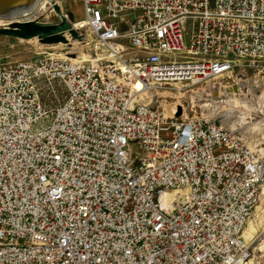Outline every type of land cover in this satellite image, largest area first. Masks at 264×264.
<instances>
[{
  "label": "built area",
  "instance_id": "1",
  "mask_svg": "<svg viewBox=\"0 0 264 264\" xmlns=\"http://www.w3.org/2000/svg\"><path fill=\"white\" fill-rule=\"evenodd\" d=\"M81 1L89 62L0 65V264H247L264 157L145 101L263 79L264 0Z\"/></svg>",
  "mask_w": 264,
  "mask_h": 264
},
{
  "label": "rangeland",
  "instance_id": "2",
  "mask_svg": "<svg viewBox=\"0 0 264 264\" xmlns=\"http://www.w3.org/2000/svg\"><path fill=\"white\" fill-rule=\"evenodd\" d=\"M59 2L60 0H51L46 3L41 11L42 15L37 13L39 15H36L35 18L20 20V22L33 20V22L43 27H59L50 37L35 36L30 39H25L13 35L0 34V65L8 62L29 61L46 55L64 57L68 54L71 55L72 52L81 54V62L86 63L90 61V57L94 56L95 53L93 45L86 39L77 41L73 38L71 32V30L84 25L82 1L61 0V4ZM0 29L19 30L18 28L10 27ZM79 34L84 36V33L81 31ZM186 39L188 40V37ZM72 41L77 43L74 44ZM249 77L250 82L248 85L245 79L240 77L239 72L236 71L222 78L210 80L201 84H166L158 86L151 92L150 102L161 111H165L166 109L168 112L178 115L176 118H181L182 116H188L190 118L202 116L203 118L216 121L223 125L225 119H230L233 121V125L236 126L234 130L245 132L244 130H246V128H252L264 119V99L263 97H258L257 91H260V89L257 90L255 87L258 80L260 81L259 85L263 88L261 91H264V78H258L254 74L249 75ZM240 79L243 80L241 81ZM251 81L256 82L255 85ZM237 82L239 85L236 86V84H238ZM240 82H243L244 86H242ZM225 83L229 85L232 84L231 86H235L236 89L239 88L234 99H226L225 96H223L224 93L220 96L221 90H224L221 88H223ZM251 89L252 91L255 89L256 93L253 94ZM226 93H231V89L226 90ZM216 96L220 98L215 99ZM221 98H223V100ZM203 105L208 106L203 107ZM241 129L243 130L241 131ZM253 135H256L255 138ZM250 137L255 139V143L257 141H262L264 143V140L261 139H264V135L261 133L252 134ZM255 145L256 147L253 150H256L264 157V146H261V142H257ZM258 206L261 207L257 211L256 209L254 210L246 226L249 237H251L249 239L246 238V240L250 244L254 254L253 258H255V260L253 264H264V253H262L264 250H262L261 247V245L264 244V202Z\"/></svg>",
  "mask_w": 264,
  "mask_h": 264
},
{
  "label": "bare ground",
  "instance_id": "3",
  "mask_svg": "<svg viewBox=\"0 0 264 264\" xmlns=\"http://www.w3.org/2000/svg\"><path fill=\"white\" fill-rule=\"evenodd\" d=\"M49 1L51 0H0V28H4V27H8L10 26L11 24H14V23H19L20 20H23L22 18H28V19H31V18H35L36 15H39L37 13H42L41 11L43 10V8L45 7L46 3H48ZM61 2V0H60ZM59 2V3H60ZM50 4V3H49ZM61 4V3H60ZM12 14V17L10 18H2V16H8ZM42 15V14H41ZM40 19V18H39ZM38 20V19H37ZM33 21V20H32ZM75 31V30H74ZM79 34V33H78ZM36 40V39H34ZM38 40V39H37ZM70 40V39H69ZM32 41V40H31ZM35 42V41H34ZM73 42V41H72ZM74 44H76L77 42H73ZM72 44V43H71ZM73 44V45H74ZM38 45V44H37ZM59 45V44H58ZM60 46V45H59ZM63 46V45H62ZM54 48V47H53ZM63 48V47H62ZM71 55H75V57L73 58L74 60L76 61H82L81 58V54H78V53H74L72 52ZM84 61V60H83ZM229 75V74H228ZM242 81V80H241ZM233 82V81H232ZM235 82V81H234ZM250 82V80L248 81V83L246 82V84L248 85ZM253 82V84L255 85L256 82L254 81H251ZM259 82L257 80V83L255 85V87L258 89H260V91H257V94H258V97H263L264 99V91H261V89H263L260 85H259ZM238 83V82H237ZM240 84L243 85V82H240ZM232 85V84H231ZM227 83H225V85L223 86V88L221 89H224V90H221V93H220V96L222 93H224L223 96H225L226 99H234V97L236 96V93L238 92V89L235 88V86H231ZM239 85L236 84V86ZM217 89V88H216ZM228 89H231V93H226V90ZM252 91V89H251ZM253 94L256 93L255 89L252 91ZM152 94V93H151ZM151 94H147V100L145 101L146 104H149L150 101H151ZM216 94V93H215ZM238 95V94H237ZM212 98V96H211ZM220 97L219 96H216L215 99H219ZM223 100V98H221ZM239 100V99H238ZM229 103V102H228ZM209 104V103H208ZM221 104V103H220ZM210 105V104H209ZM225 105V104H224ZM208 105H203V107H207ZM212 106V104H211ZM210 106V107H211ZM229 106V104H228ZM202 107V106H201ZM223 108V107H222ZM211 109V108H210ZM224 109V108H223ZM207 111V109H206ZM210 111V110H209ZM208 113V112H207ZM165 114L170 116V117H177L178 115L176 114H172L171 112H168L166 109H165ZM246 115V114H245ZM222 118V117H221ZM224 118V117H223ZM230 118V117H229ZM232 118V116H231ZM261 120V119H260ZM224 122V121H223ZM222 122V123H223ZM233 121H231L230 119H225V123H224V126L227 127L228 129H231V130H234V126L233 125ZM244 129V128H243ZM241 129V131L243 130ZM236 130V129H235ZM238 130V129H237ZM245 132H240L241 134L243 133L245 135L244 138H246L245 140H247V145L248 147H250L251 149H255L256 147V143L257 142H261V146H264V143L262 141H257L255 143V139H253L252 137H250L252 134H255V133H261L262 135H264V119L259 122L257 125H255L254 127L252 128H249L246 130H244ZM242 134V135H243ZM243 135V136H244ZM257 135V134H256ZM256 135H253L254 138ZM258 136V135H257ZM263 137V136H262ZM262 140H264L263 138H261ZM257 140V139H256ZM259 145V144H258ZM258 147V146H257ZM262 206V205H261ZM261 206H257L256 207V211L261 207ZM264 213V211H263ZM264 221V219H263ZM245 238H251L249 237V234L247 232V230L245 231V234H244ZM262 247V250H264V244L261 245ZM257 250V249H256ZM264 253V251L262 252ZM258 256V254H257ZM255 258H253L252 260H250L247 264H253Z\"/></svg>",
  "mask_w": 264,
  "mask_h": 264
},
{
  "label": "water",
  "instance_id": "4",
  "mask_svg": "<svg viewBox=\"0 0 264 264\" xmlns=\"http://www.w3.org/2000/svg\"><path fill=\"white\" fill-rule=\"evenodd\" d=\"M11 18L12 14L8 16H2V18ZM23 20L26 19L22 18ZM10 28H18L19 30L15 29H0V34H8V35H13V36H18L21 38L25 39H30L35 36H46L50 37L52 34L56 32V30L59 29V27H49V26H39L37 23L33 21H25V22H19V23H14L8 26ZM61 29V28H60ZM73 38L76 39L77 41H83L84 38L83 36L79 35L76 31L71 30ZM70 58H74L75 55H70Z\"/></svg>",
  "mask_w": 264,
  "mask_h": 264
}]
</instances>
